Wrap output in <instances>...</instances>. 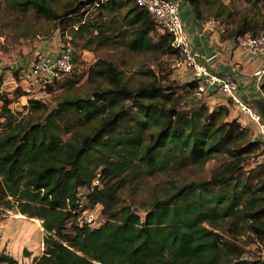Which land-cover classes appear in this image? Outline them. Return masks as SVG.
Returning a JSON list of instances; mask_svg holds the SVG:
<instances>
[{
  "label": "trees",
  "instance_id": "obj_1",
  "mask_svg": "<svg viewBox=\"0 0 264 264\" xmlns=\"http://www.w3.org/2000/svg\"><path fill=\"white\" fill-rule=\"evenodd\" d=\"M246 1L244 10L237 0H189V6L196 19L226 24L224 35L237 40L264 28V0ZM9 2L13 12L70 28L79 51L120 45L174 53L168 33L154 40L159 29L136 0ZM63 85L53 110L40 98L29 100L28 116L12 113L6 97L0 103V217L16 206L42 220L45 250L34 264H244L246 246L264 242V167L244 172L262 154V142L228 119V107L211 109L199 100L183 110L182 101L193 102L196 92L182 98L155 74L134 86L107 59L90 68L84 90L69 76ZM38 111L45 117L35 119ZM223 158L208 181L170 180L149 202L122 195L126 180ZM98 171L102 185L87 205L101 204L105 220L81 226L71 208ZM140 207L144 218L134 212ZM0 264L19 262L0 248Z\"/></svg>",
  "mask_w": 264,
  "mask_h": 264
},
{
  "label": "rangeland",
  "instance_id": "obj_2",
  "mask_svg": "<svg viewBox=\"0 0 264 264\" xmlns=\"http://www.w3.org/2000/svg\"><path fill=\"white\" fill-rule=\"evenodd\" d=\"M9 0H0V46L1 51L6 53L17 52L24 56L34 54V49L42 42L54 41L55 53L56 49L62 48L65 44L66 36L71 35V29L68 28L65 32L61 29H55L54 26L47 25L44 20H39L36 17H28L25 14H19L11 11ZM240 9L244 10L250 5L246 0H237ZM30 18V19H29ZM164 35L160 30L154 33V40L158 41ZM28 36V37H26ZM17 47L19 49H17ZM74 71L69 76L70 79L76 81V86L84 90V86L88 81L90 68L101 59L111 60L123 69L126 78L129 82L136 86L147 82L152 78V74L157 75L162 83L174 90L177 95L184 98L190 93H195V84L192 87V82L182 81L180 75L182 70L172 68V65L180 58L178 53L167 54H153L148 52L135 53L120 45H112L111 47L101 48L97 51H91L90 55H86L83 51H79L74 46ZM89 51V50H88ZM39 56H43L39 54ZM44 57V56H43ZM49 58V57H48ZM28 69V68H27ZM26 69V70H27ZM66 84V83H65ZM64 84V85H65ZM60 88L57 92L47 94L44 90L40 99H43L50 110H53L57 104V97L65 92L66 86ZM189 87V88H187ZM193 88V89H191ZM191 89V90H188ZM187 91V92H186ZM19 93V97L21 98ZM21 102V103H20ZM194 105L192 102L182 101L181 108ZM185 106V108H184ZM29 100L22 97L18 101L15 111L19 114L28 116L31 113L29 109ZM194 108V107H192ZM213 107L211 109H215ZM45 117L41 111L34 112V118ZM44 121V119L42 120ZM69 134H63L66 140ZM253 137V135H252ZM254 139V138H253ZM255 140L259 141L257 138ZM260 156L252 159L246 164L244 172L256 173L260 167H264V145H261ZM224 158L213 159L205 165L184 164L181 167H174L169 169L155 178L145 179L137 182H130L126 180L123 183L122 195L127 201L132 199L138 201L149 202L152 194H162L163 188L170 185L172 181L183 182L189 179H204L210 180L212 174L216 172ZM135 211L141 216L145 217V211L140 208H135ZM17 207L5 210L0 217V248L9 253L19 264H34L44 253L45 246L43 243L44 233L46 232L42 227V220L35 219L25 215L19 217ZM105 219V218H104ZM69 225L67 229H69ZM247 252L243 256L244 264H264L262 260V253L258 242L246 246Z\"/></svg>",
  "mask_w": 264,
  "mask_h": 264
},
{
  "label": "built area",
  "instance_id": "obj_3",
  "mask_svg": "<svg viewBox=\"0 0 264 264\" xmlns=\"http://www.w3.org/2000/svg\"><path fill=\"white\" fill-rule=\"evenodd\" d=\"M182 1L136 0L138 6L151 15L157 28L170 35L171 48L180 55L172 68L193 73L197 85L196 98L205 104V98L211 97L215 93L229 97L230 101L239 107L243 115L250 116L253 121L258 123L262 134L261 142L264 145V121L252 102L245 101L239 94V81L235 77L224 76L211 70L207 62H199L198 54L191 46L190 36L183 22ZM219 32L223 35L226 34L227 25L220 23ZM237 42L247 56L259 61V65L253 73V79L256 87L261 90L264 84V28L257 33H245L237 39ZM73 59V37L68 35L63 50L56 59L52 60L45 56H39L24 73L20 72L22 84L19 85L18 90L22 97L31 100L43 97L42 91L44 90L48 92L52 88L56 92L59 91L65 79L74 71ZM5 95L6 91L0 82V103ZM101 185V173L98 171L92 179L91 185L81 187L78 190V200L71 209L77 215L81 226L99 227L105 220L101 204L87 205L92 192Z\"/></svg>",
  "mask_w": 264,
  "mask_h": 264
},
{
  "label": "crops",
  "instance_id": "obj_4",
  "mask_svg": "<svg viewBox=\"0 0 264 264\" xmlns=\"http://www.w3.org/2000/svg\"><path fill=\"white\" fill-rule=\"evenodd\" d=\"M181 13L190 36L191 46L198 54L199 62H207L211 70L224 76L235 77L240 83L239 94L247 102H253L262 96L264 97L263 92L256 87L253 79V73L258 67L259 61L247 56L239 47L234 37L221 34L219 32L220 22L214 19H196L189 6V0L182 1ZM57 41V38H55L54 41L42 42L34 49V54L28 56L18 54L17 52L6 53L5 51H1L0 46V82L6 91L5 97L11 101L9 109L12 113L18 114L15 108H17L18 101H21L22 98V96L21 98L19 97L20 91L18 90L19 85L22 84L20 72L24 73L34 63L39 54L52 60L56 59L62 52L65 44L59 49L55 47V53L48 50L54 49V43ZM17 49L19 48L17 47ZM90 52L88 50L83 51L86 55H90ZM180 79L186 82H193L194 75L191 71H184L181 72ZM196 101L199 100L195 94L192 103L195 104ZM200 102L203 103V101ZM204 102L210 108L228 107L230 109L228 119H236L244 127L250 129L254 139L257 138L261 141L262 134L258 123L253 121L250 116L243 115L239 107L234 105L229 97L215 93L211 97L205 98ZM262 120L264 121L263 117ZM259 246L263 260L264 242L259 243Z\"/></svg>",
  "mask_w": 264,
  "mask_h": 264
},
{
  "label": "water",
  "instance_id": "obj_5",
  "mask_svg": "<svg viewBox=\"0 0 264 264\" xmlns=\"http://www.w3.org/2000/svg\"><path fill=\"white\" fill-rule=\"evenodd\" d=\"M244 100H245V98H244ZM252 104L258 110V112L261 114V116L264 119V97L262 96L259 99L254 100L252 102ZM130 105H131L130 103L127 104V106H130Z\"/></svg>",
  "mask_w": 264,
  "mask_h": 264
},
{
  "label": "bare ground",
  "instance_id": "obj_6",
  "mask_svg": "<svg viewBox=\"0 0 264 264\" xmlns=\"http://www.w3.org/2000/svg\"><path fill=\"white\" fill-rule=\"evenodd\" d=\"M18 216H19V217H25V215H23V214H21V213L18 214ZM33 219H35V222H37V223L39 224V221H38L36 218H33Z\"/></svg>",
  "mask_w": 264,
  "mask_h": 264
}]
</instances>
